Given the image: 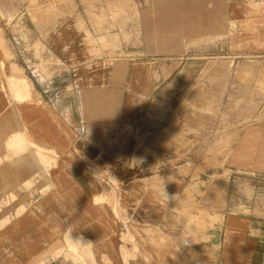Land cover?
<instances>
[{
	"label": "crops",
	"instance_id": "0c3cea01",
	"mask_svg": "<svg viewBox=\"0 0 264 264\" xmlns=\"http://www.w3.org/2000/svg\"><path fill=\"white\" fill-rule=\"evenodd\" d=\"M153 1L137 8L129 0L128 24L156 32L144 33L139 54L136 47L134 56L110 57L95 54L79 31L77 24H94L83 10L78 19L72 8L57 12L51 2L39 0L31 13L28 0H0V205L7 206L0 221L9 219L0 226V264H72L67 243L64 250L59 244L71 241L69 233L85 243L91 264H264L262 210L217 218L210 207L198 208L200 197L148 183L130 161V131L157 77L168 75V53L214 49L224 29L232 56L264 57V12L254 0ZM172 17L185 30L174 48ZM14 64L18 71L10 70ZM44 149L55 153L49 168L40 165ZM241 151L264 174V132L247 133ZM38 172L45 173L38 197L13 217L6 198ZM111 190L114 199L106 196Z\"/></svg>",
	"mask_w": 264,
	"mask_h": 264
},
{
	"label": "rangeland",
	"instance_id": "374dc122",
	"mask_svg": "<svg viewBox=\"0 0 264 264\" xmlns=\"http://www.w3.org/2000/svg\"><path fill=\"white\" fill-rule=\"evenodd\" d=\"M28 1L32 13L39 7V0ZM45 1L51 2L57 12L72 8L78 19L83 14L85 21L94 22L77 26L97 55L134 56L136 47L138 54L143 47L144 33L156 32L155 28L145 30L141 24H128L129 0H41ZM254 1L257 9L264 12V0ZM151 3L155 6L153 0H136L137 8ZM152 14L154 19V10ZM223 19L221 12L218 23ZM175 20L178 19H170L174 24H169L168 33L173 48L185 31L183 24H176ZM219 33L218 29L214 49L202 45L195 51L168 53V75L157 77L156 90L146 102L141 120L130 131V161L139 168L143 179L160 188L168 186L170 193L181 197H200L198 208L208 212L210 207L217 218L228 212H264V174L256 172L259 169L255 162L247 164L252 157L241 151L247 133L264 132V57L232 56L223 43L224 29ZM10 70L18 71L15 64ZM40 154L42 168L54 164V151L44 149ZM94 173L117 185L109 173ZM44 180L45 173L38 172L32 181L8 195L6 202L14 209L13 217L33 204L39 195L35 186ZM115 195L114 190L106 194L113 199ZM99 200L110 201L105 197ZM5 207L0 205V209ZM112 207L117 213L126 212L118 204L113 203ZM190 207L180 208L187 212ZM177 208L173 206V211L177 212ZM8 222L9 219L2 220L0 226ZM68 235L70 242L66 237L59 242L62 250L66 242L72 251L66 254L67 260L72 264H91L82 239Z\"/></svg>",
	"mask_w": 264,
	"mask_h": 264
},
{
	"label": "bare ground",
	"instance_id": "6f19581e",
	"mask_svg": "<svg viewBox=\"0 0 264 264\" xmlns=\"http://www.w3.org/2000/svg\"><path fill=\"white\" fill-rule=\"evenodd\" d=\"M20 84H22L23 87L27 88V82L25 80L22 81ZM14 92H16L15 89H14Z\"/></svg>",
	"mask_w": 264,
	"mask_h": 264
}]
</instances>
